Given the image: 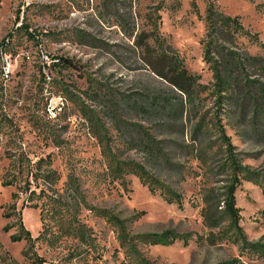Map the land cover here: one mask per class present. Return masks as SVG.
Segmentation results:
<instances>
[{"label": "rangeland", "instance_id": "1", "mask_svg": "<svg viewBox=\"0 0 264 264\" xmlns=\"http://www.w3.org/2000/svg\"><path fill=\"white\" fill-rule=\"evenodd\" d=\"M207 57L227 76L222 101ZM168 58L195 82L176 83ZM0 119V264H264V0H0ZM218 124L247 168L238 229ZM125 162L174 198L117 178ZM51 197L85 238L41 218ZM14 207L33 248L12 240Z\"/></svg>", "mask_w": 264, "mask_h": 264}, {"label": "trees", "instance_id": "2", "mask_svg": "<svg viewBox=\"0 0 264 264\" xmlns=\"http://www.w3.org/2000/svg\"><path fill=\"white\" fill-rule=\"evenodd\" d=\"M225 20L227 23H229L231 26L234 27L235 30H240L241 24L239 23V20L237 18H229V17H225ZM26 34L29 35L30 38H34V34L32 32H30L29 30L26 31ZM213 41H210V43ZM209 43V44H210ZM207 53H209V51H207ZM207 60H210V62H213L212 65V69L214 70V83H213V90H214V95L217 96L219 101H222L224 99V93L226 91H228L229 89V83H228V79L227 76H225L226 74H222L221 71L219 70L218 67V63L217 61H214L215 59H213L212 57H207ZM168 61L170 62V65H172V71L170 72L171 74H177V81L176 83L181 84V83H185V82H190L193 83L195 82V80H193L192 77L188 76V73L186 71V69L182 66L181 62L177 59V58H173L170 59L168 58ZM181 85H186L185 84H181ZM182 89H184L187 92H193V89L191 88V86L189 87H181ZM5 125V121H3L2 119H0V130L2 128V125ZM218 131L221 133L223 142L226 146L227 149V160L229 161V168H230V173L232 174V184L227 192V197H226V209L227 212L229 214V219L230 222L232 224V226H234L236 229H238L239 227V223H240V209L237 207V201H236V189L237 187L241 184V178L244 177L247 168H243L234 151V145L232 143L231 138L227 135L226 131L222 128V125L218 124ZM148 138H151V134L148 132ZM153 143L155 145V142L153 140ZM20 163V168H19V175L23 176L24 174V160H22L21 158L18 160ZM117 163V162H113ZM39 168L40 165H38ZM116 169H114V171H117V178H121L122 176H124L125 172L124 171H128V172H132L134 174H136L140 180L146 184H157L158 187H155V189H159L162 188L163 189H167L164 190L163 193L168 195L170 194L171 198V191L170 189H168V187H164L161 184H158L153 181H151V179H153L154 177H150L148 172L140 165L133 163V162H125L124 165L120 164V167L118 166L119 169H117V166L115 165ZM17 173H14L13 178L8 179V175L3 177V182L2 184L4 186H11L14 185L17 182V177H15ZM253 176H257V174L252 175ZM36 179V177H34ZM157 181V180H156ZM27 182L29 183V178L27 179ZM151 182H153V184H151ZM29 187H26L25 192H28ZM24 191V190H22ZM31 194H36L35 190L31 191ZM40 195V194H39ZM38 195V196H39ZM169 196V195H168ZM169 197V198H170ZM170 198V199H171ZM5 216L10 218L13 217L17 223H16V233L13 234L12 240L14 241H21V240H25L28 247L29 248H33L34 246V242H35V238L32 236L30 230H28L24 223H23V218L21 216L20 213L17 212L16 208L14 207V211L12 212H8L5 213ZM41 218L46 222V220L50 219L53 221V225L58 227V230H61L63 232H65V234L67 236H80L82 238H85L86 233L85 232H81L82 230H84L85 227H81V225L79 224V221L77 220V218L71 213V211H69L66 207V205H64L62 203L61 200L51 197V200L49 202V206L47 207V209H43L41 210ZM108 222L115 227L116 229H118V231L121 232H125V224L123 221L118 220L116 217H114L113 215H109L108 216ZM9 227H7L6 229H8ZM48 227L47 229L44 231L43 236H48ZM81 232V233H80ZM121 235V236H120ZM119 236H120V243L124 244L125 241L129 242L131 241V239H127V235L124 233H120L119 232ZM134 254V252H133ZM137 256L139 263L136 264H149L148 262L144 261L142 258L140 259V257L138 255ZM36 263L37 264H44V262L42 261V259L40 257H37L36 259Z\"/></svg>", "mask_w": 264, "mask_h": 264}]
</instances>
